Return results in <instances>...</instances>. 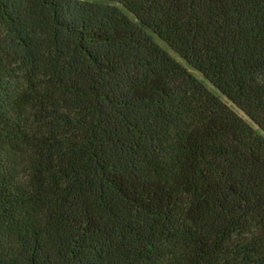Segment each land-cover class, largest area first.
I'll list each match as a JSON object with an SVG mask.
<instances>
[{
  "label": "trees",
  "instance_id": "16d2710c",
  "mask_svg": "<svg viewBox=\"0 0 264 264\" xmlns=\"http://www.w3.org/2000/svg\"><path fill=\"white\" fill-rule=\"evenodd\" d=\"M0 264H264V0H0Z\"/></svg>",
  "mask_w": 264,
  "mask_h": 264
},
{
  "label": "rangeland",
  "instance_id": "374dc122",
  "mask_svg": "<svg viewBox=\"0 0 264 264\" xmlns=\"http://www.w3.org/2000/svg\"><path fill=\"white\" fill-rule=\"evenodd\" d=\"M191 71L199 78V79H201L203 82H205L209 87H211L212 88V86L206 81V80H204V78L200 75V74H198L196 71H194L193 69H191Z\"/></svg>",
  "mask_w": 264,
  "mask_h": 264
}]
</instances>
